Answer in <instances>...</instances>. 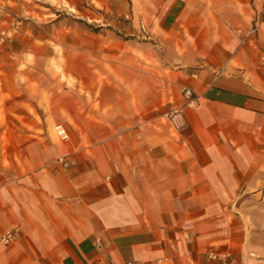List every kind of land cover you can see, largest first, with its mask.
I'll use <instances>...</instances> for the list:
<instances>
[{
	"label": "crops",
	"instance_id": "obj_1",
	"mask_svg": "<svg viewBox=\"0 0 264 264\" xmlns=\"http://www.w3.org/2000/svg\"><path fill=\"white\" fill-rule=\"evenodd\" d=\"M92 1L122 33L93 68L92 145L55 162L27 147L12 171L0 140V264L264 256V0Z\"/></svg>",
	"mask_w": 264,
	"mask_h": 264
},
{
	"label": "rangeland",
	"instance_id": "obj_2",
	"mask_svg": "<svg viewBox=\"0 0 264 264\" xmlns=\"http://www.w3.org/2000/svg\"><path fill=\"white\" fill-rule=\"evenodd\" d=\"M115 24L92 0H0L5 168L14 171L27 147L37 161L50 152L53 162L91 147L92 124L82 112L92 115L103 93L93 68L107 61L112 38L122 36Z\"/></svg>",
	"mask_w": 264,
	"mask_h": 264
},
{
	"label": "built area",
	"instance_id": "obj_3",
	"mask_svg": "<svg viewBox=\"0 0 264 264\" xmlns=\"http://www.w3.org/2000/svg\"><path fill=\"white\" fill-rule=\"evenodd\" d=\"M258 22H259V17L256 18L255 23L246 31V33L256 31ZM182 96L184 97L186 103L191 102V100H193L192 89L188 86L183 87ZM183 113L184 111L182 105H173L170 108H168L166 111H164V116L166 117L169 126L173 130H179L184 126L185 120ZM11 238H12V234L10 230L0 232V241L7 243L11 240ZM208 256L213 259H216L217 260L216 264H239L238 259L233 257L230 252H226V251L216 252L212 250L208 252ZM245 256L249 258V260L248 259L245 260L244 264H252L253 259H259L264 263V256L260 255L255 251H247Z\"/></svg>",
	"mask_w": 264,
	"mask_h": 264
},
{
	"label": "bare ground",
	"instance_id": "obj_4",
	"mask_svg": "<svg viewBox=\"0 0 264 264\" xmlns=\"http://www.w3.org/2000/svg\"><path fill=\"white\" fill-rule=\"evenodd\" d=\"M184 125H185V124H184ZM180 129H181V128H180ZM180 129H179V130H180ZM175 131H177V130H175Z\"/></svg>",
	"mask_w": 264,
	"mask_h": 264
}]
</instances>
